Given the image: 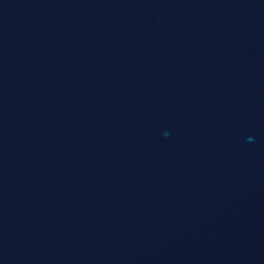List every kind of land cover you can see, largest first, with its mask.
Masks as SVG:
<instances>
[{
  "label": "water",
  "instance_id": "95a60500",
  "mask_svg": "<svg viewBox=\"0 0 264 264\" xmlns=\"http://www.w3.org/2000/svg\"><path fill=\"white\" fill-rule=\"evenodd\" d=\"M0 264H264V0H0Z\"/></svg>",
  "mask_w": 264,
  "mask_h": 264
}]
</instances>
